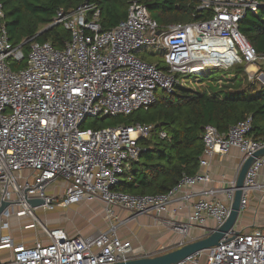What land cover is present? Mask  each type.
Returning a JSON list of instances; mask_svg holds the SVG:
<instances>
[{
  "label": "built area",
  "instance_id": "obj_1",
  "mask_svg": "<svg viewBox=\"0 0 264 264\" xmlns=\"http://www.w3.org/2000/svg\"><path fill=\"white\" fill-rule=\"evenodd\" d=\"M194 1L196 10L208 13L209 19L162 30L137 0H131L126 19L106 31L95 6L84 3L70 12L60 8L49 27L61 25L70 33L61 50L48 42H32L25 54L26 42L13 45L6 25L0 24V206L7 204L0 214V252H11L5 260L0 257L1 264H114L131 258V243L119 239L114 226L88 236H68L60 228L42 226L34 214L39 209L53 211L100 200L107 207V218L113 216V208L137 217L167 213L176 199L186 203L195 199L184 222L169 220L168 226L182 237L176 248L185 244L192 227L209 219L217 227L226 221L236 177L226 186L176 197L181 190L211 181L208 172L198 170L194 176H183L167 194L122 193L114 188L144 150L139 141L147 139L155 126L82 127L86 119L147 110L155 103L157 91L171 94L177 85L188 87L184 76H207L210 67L228 69L238 62L245 68L264 66V54L256 53L238 31L239 21L247 12L264 8L263 1ZM145 48L162 54L164 70L140 57ZM25 60L24 68H12V63ZM250 129V119L230 127L226 134L205 126L200 171L215 154L236 148L243 154V163L263 149L264 139L250 138ZM159 138H166L165 133L160 132ZM263 166L264 156L256 158L246 173L241 211L249 191L264 192V184L257 181ZM58 182L65 183L60 196L52 191ZM221 195L224 201L216 200ZM29 200H42L43 205L32 208ZM12 216H30L42 226L46 242L30 247L15 244L3 234ZM179 264H264V232L235 236L230 231L217 246Z\"/></svg>",
  "mask_w": 264,
  "mask_h": 264
},
{
  "label": "trees",
  "instance_id": "obj_2",
  "mask_svg": "<svg viewBox=\"0 0 264 264\" xmlns=\"http://www.w3.org/2000/svg\"><path fill=\"white\" fill-rule=\"evenodd\" d=\"M137 1L146 8L160 30L170 25L209 19L208 13L196 10L194 0ZM84 3L100 11L99 23L106 31L126 19L131 0H0L4 16L0 24L6 25L13 45L26 42L25 54L32 42H48L61 50L69 41L70 33L61 25L48 27L60 8L70 12ZM238 31L256 53L264 54V8L247 12L238 23ZM140 57L164 70L157 55L143 52ZM25 66L26 60L12 63L15 70ZM211 72L220 75L213 80L205 78L211 86L207 84L199 90L176 86L171 94L157 91L155 103L147 110L85 120L83 129L136 123L155 126L147 139L139 141L144 150L137 160L130 162L114 190L136 196L162 195L175 188L183 176H194L199 170L202 135L207 125L226 134L230 127L250 119L248 136L256 141L264 139V85H258L248 77L242 62ZM219 79L221 84H218ZM160 132H164L166 138H159Z\"/></svg>",
  "mask_w": 264,
  "mask_h": 264
},
{
  "label": "rangeland",
  "instance_id": "obj_3",
  "mask_svg": "<svg viewBox=\"0 0 264 264\" xmlns=\"http://www.w3.org/2000/svg\"><path fill=\"white\" fill-rule=\"evenodd\" d=\"M143 51L155 54V55H157V57H159L161 59L162 54L159 53L158 51H155L152 48H145V50H143ZM157 60L158 59H156V62H157ZM258 67L259 66H252L249 68L246 67L245 72L246 73L248 72L247 75L250 74V76H252V74H254V76L252 77L251 80L256 82L258 85H264V66H261L260 68H258ZM208 69L209 70L206 73L207 76H205V75L204 76H184L183 78H184L185 82L188 83L187 88L191 87L194 90L195 89L199 90L201 88V84H204V86H206L207 84H208L207 86H211L210 85L211 83H207L205 81V78H208V80H213L215 78L220 77V75L217 73L211 74L212 73L211 71L214 72L218 69H223V68L213 66V67H210ZM248 77H249V75H248ZM221 79L218 80V84H221ZM178 86L179 85H177V87ZM239 169L240 168L237 169V174H238ZM237 174H236V177H237ZM260 193H263V191H260ZM250 195H251V193H248V197H247L248 207L252 208L253 212L251 213V215L248 214L246 217H244V213L242 214L241 213L242 211L240 210L241 214H239L238 220H237V222L233 228L234 231H240L243 227L253 228V227H250L251 225L254 224L252 222V219L257 218V216H259V214H262V216L264 215V209H262V207L264 205H262V207L258 209L257 201H255ZM105 209H107L106 205L103 204L100 200H93V201H82V202H80V204H78L77 206H74V207L70 206L67 208H56L50 212L53 214H58L59 217L62 218V220H61L62 224H60V227L64 228L67 232H69L72 235H74V234H84L85 236L89 235V234L92 235V234L99 232V230H102V229L104 230V228L110 229L111 227L114 226L116 229L118 226L117 232L121 235V237H123V239H126V238L130 239V241H131L130 243L135 248V250H140L137 253H135V255H140V254L144 253L146 255H149L150 257H154L157 255H161V254H164L166 252H169V251H171L177 247V246H175V248H174L172 245L171 246H163V244L160 247H156L157 245H156V241H155L156 239L155 238L157 236H161V234L164 233L163 236L166 237V234H165L166 232L168 233L171 231L170 232L171 234H172V232H174V230H172L168 226V223L170 220L169 217L165 218V216H160V215L158 216L154 213L150 214V215H139L137 217L139 218L142 216L141 218H145L146 221H143V223H146V222L149 223L148 226L143 224L141 222L140 218H139V221L133 222V223L125 226L124 224L128 221V219L126 221H122V220L118 221L115 217L107 218ZM245 209H243V210H245ZM112 210H115V208H113ZM38 211H35L34 214L36 215V217H38L39 222L47 225V227H46L45 225L41 224L42 226H45V228H47V229H55L53 227L59 226V225H56L55 223H53L52 219L50 220L46 216L43 218V215L38 214ZM46 212H49V211H46ZM117 213L121 216V218L129 217V215H130L128 213L122 212L121 210L117 211ZM253 213H254V216H253ZM27 218L30 219L31 217L27 216ZM132 218H135V217H132ZM28 222L25 221L24 223H28ZM30 223H28V224H30ZM151 224L157 226L158 229H152L153 227H151ZM42 226H40L39 224L34 222L33 227L35 229H32V230H34V233H32V236H27V239L29 237H32V239L34 237L38 238L40 232L43 235ZM142 226H145L146 229H145V227L143 228ZM164 226L167 227L168 231L167 230L165 231L166 228ZM24 230H27V227L26 226L24 227V225L21 227V229H17V231L25 232ZM35 231L37 232V234ZM197 232L198 231L194 230L191 236L185 237L183 239L184 242L186 240H187V243L193 242V241L199 240L200 238H203V236L200 235L202 233H200V232L197 233ZM167 236H169V233ZM181 239H182V237H181ZM45 240H46V238H45ZM131 258L134 259L136 257L134 256ZM203 261H204V259L201 260V263H203Z\"/></svg>",
  "mask_w": 264,
  "mask_h": 264
},
{
  "label": "crops",
  "instance_id": "obj_4",
  "mask_svg": "<svg viewBox=\"0 0 264 264\" xmlns=\"http://www.w3.org/2000/svg\"><path fill=\"white\" fill-rule=\"evenodd\" d=\"M203 86H204V84H201V87H203ZM242 159H243V154L238 149H236V148L230 149L224 155H219V154L213 155V157L209 160V165L206 167V169H203L201 171L199 169V172H203V171L208 172L211 181L208 182V183H206V184L197 185V186H195L194 188H191V189L181 190V192H179L176 195V197L177 196L178 197L179 196H182L184 193H187V192H196V191H199L202 188H204V189L205 188H218V187L226 186L229 181L233 180L236 177L237 169L240 168L241 165H242ZM257 181L259 183L264 184V166L260 169V171L258 173ZM64 187H65V183L64 182H58V183H56L54 185L52 191H53V193L55 195L60 196L63 193ZM248 193H251L250 196L255 201H257V203H258V205H257L258 206V209L261 208L262 205H264V192L263 193H260V191H249ZM247 197H248V194H247ZM216 200L224 201V196H222V195L221 196H218L216 198ZM194 202H195V199L190 200L187 203L186 202H183V201H180L179 199L178 200L176 199V201L172 202V204L170 205L168 212L167 213L160 214V216H165V218L166 217H169V218L174 217V219H176V220H178L180 222L185 221L186 218H187V216H188V214L191 212L192 203H194ZM77 205L78 204H76L74 206H77ZM74 206H72V207H74ZM57 208H60V207H57ZM262 209H264V206L262 207ZM119 210H121V209L120 208H115V210H113V216L112 217H115L118 221H121V220L122 221H126L128 219V221L124 224L125 226L126 225H129V224H131L133 222L139 221V218H140V220H141L142 223H143V221H146L145 218H141L142 216L139 217V218L138 217L132 218L131 214L129 212L124 211V210H121V211L122 212H125V213H128L130 215H129V217L121 218V216L117 213V211H119ZM36 211H38V210H36ZM252 212H253V209L252 208H249L248 207V203H247L246 209L245 210H242L241 213L242 214L244 213V217H246L248 214L251 215ZM254 213H253V216H254ZM38 214L43 215V218L46 216L50 220L52 219V222L53 223H55L56 225H59V226H56V227H53V228H60V229L64 230L65 233L68 236H78V235L85 236L84 234H74V235H72L69 232H67L64 228H61L60 227V224H62L61 223L62 218L59 217L58 214H53L50 211L49 212H46L43 209H39ZM36 218L38 220V217H36ZM25 221H27V222L29 221L28 223H30V222L31 223L30 224L24 223ZM252 222L254 224L251 225L250 227H253V228L243 227L238 232H256V231L264 232V215L262 216V214H259V216H257V218H253L252 219ZM7 223H8V230L3 231V234H7V235L11 236V238L13 239V241H14L15 244H18V245L21 244V245L30 247V246H33L35 244V242H37V241L38 242H41V243H43V242L45 243L46 242V240H45L46 237H45L44 233L42 235L41 232H40L38 238L34 237L32 239V237H29L27 239V236H32V233H34V230H32V229H35L33 227L34 221L31 218L30 219L27 218V216H22V217L12 216L9 219H7ZM41 224L42 225H45L43 223H41ZM143 224H145L146 226L149 225V223H147V222L146 223H143ZM23 225H24V227L25 226L27 227V230H24L25 232H23V231H17V229H21V227ZM45 226L47 227V225H45ZM142 227L144 228L145 226H142ZM151 227H153L152 229H158L157 226H155L153 224H151ZM216 227L217 226H216L215 221L209 219L202 226H194V227H192L189 230V232H188V234H187L186 237L191 236L194 230L202 233L200 235L203 236V237H205V235L207 236L210 233V231H212ZM165 228H166L165 231L166 230L168 231L167 227H165ZM105 229L106 228H104V230L103 229L102 230H99V232L108 230V229H106V230ZM145 229H146V227H145ZM115 231H116V235H117V237L119 239H121L123 241H129V242H131L130 239H128V238L123 239V237H121V235L117 232L118 231V226L115 229ZM170 232H168L169 233V236H167L168 233L166 232L165 233L166 234V237H164L163 236L164 233H162L161 236H157L155 238L156 239L155 240L156 241V245H157L156 247H160L163 244V246H171L172 245L175 248L177 242L181 239V237L175 231L172 232V234ZM36 234H37V232H36ZM86 236H88V235H86ZM185 242L187 243V240ZM131 246H132V244H131ZM138 251H140V250H135V248L132 246L131 257H134L135 256L136 258H140V257H148L149 256V255H146L144 253L143 254H140V255H135V253H137ZM10 255H11V252L10 251H7V250L0 252V257H1L2 260H5V259L9 258ZM201 260H200V262H201Z\"/></svg>",
  "mask_w": 264,
  "mask_h": 264
},
{
  "label": "water",
  "instance_id": "obj_5",
  "mask_svg": "<svg viewBox=\"0 0 264 264\" xmlns=\"http://www.w3.org/2000/svg\"><path fill=\"white\" fill-rule=\"evenodd\" d=\"M40 33H42V31L39 32V34ZM262 156H264V148L253 153L242 163L236 177V190L230 206L229 215L222 225L210 231L207 236L193 242H188L179 248L173 249L161 255L154 257L131 258L114 264H179L194 254L207 251L208 249L217 246L230 231H232L235 236L238 235L239 232L234 231L233 228L240 214V201L243 193L244 179L254 159ZM27 203L32 208L43 205L42 200H29ZM6 206L7 204L5 203L1 204L0 214Z\"/></svg>",
  "mask_w": 264,
  "mask_h": 264
},
{
  "label": "bare ground",
  "instance_id": "obj_6",
  "mask_svg": "<svg viewBox=\"0 0 264 264\" xmlns=\"http://www.w3.org/2000/svg\"><path fill=\"white\" fill-rule=\"evenodd\" d=\"M220 59L223 60V57L220 56Z\"/></svg>",
  "mask_w": 264,
  "mask_h": 264
}]
</instances>
